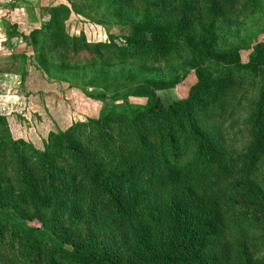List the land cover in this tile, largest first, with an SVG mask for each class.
Instances as JSON below:
<instances>
[{
  "label": "trees",
  "instance_id": "obj_1",
  "mask_svg": "<svg viewBox=\"0 0 264 264\" xmlns=\"http://www.w3.org/2000/svg\"><path fill=\"white\" fill-rule=\"evenodd\" d=\"M94 2L111 8L123 25L133 23L125 43L69 38L70 0V7L49 10L42 29L24 36L41 67L165 64L174 77L154 87H174L179 70L194 69L198 82L187 99L168 106L145 89L144 105L126 114L104 111L94 124H81L92 129L86 137L83 129L59 134L34 162L22 142L0 145V204L19 218L30 206L41 208L35 216L59 241L48 243L36 229L0 213V264H264L258 256L264 251V1ZM224 21L229 32L245 30L246 37L221 53L216 32ZM247 41L257 45L258 57L243 61ZM240 58L242 67L218 76L204 66ZM24 70L23 82L28 64ZM247 78L261 84L251 83L258 93L244 106L234 88ZM16 112L11 105L0 126ZM206 123L217 134L205 130ZM237 127L247 134L239 132L244 144L236 154L227 142ZM81 222L88 226L79 228ZM107 236L116 242L104 241Z\"/></svg>",
  "mask_w": 264,
  "mask_h": 264
},
{
  "label": "rangeland",
  "instance_id": "obj_2",
  "mask_svg": "<svg viewBox=\"0 0 264 264\" xmlns=\"http://www.w3.org/2000/svg\"><path fill=\"white\" fill-rule=\"evenodd\" d=\"M72 1L73 12L64 25L69 38L89 45H101L111 44V37H114L115 41L122 45L125 43L123 38L132 33L133 23L123 25L121 20L113 14L111 8L101 7L100 2L97 3L94 0ZM4 2L13 3L16 6H19V2L26 6L25 2H28L33 7L29 14L30 19L36 20L38 23L45 20L44 23L42 22V26L48 23L51 8L60 5V3L71 6L70 0H4ZM19 15L22 14L15 9L10 20H3L5 18L3 16V22H0V49L3 46L6 47L7 43L10 44V41H2L5 36V38H13V44L19 50L18 56L6 55L8 58L5 59L8 60L4 61V64L8 63L11 74H19L18 78H20L18 79L20 83H0V116L5 115L11 105L15 104L19 107V112L8 115L6 125L0 126V145L11 149L13 142L8 143V141L22 142V146L25 148L23 152L29 159L32 158L31 162L35 161L34 157H37V154H43L47 148L51 149L55 146L60 140L59 134L68 136V132L72 130L80 133L83 129V136H88L92 129L83 128L81 124H94L103 116L104 111H117L126 114L130 113L132 108L144 105L145 97L142 94L145 89L155 91L162 102L168 106L173 102L187 99L191 88L198 82L194 69L184 73L179 70L177 75L180 80L174 87L165 89L154 87V84L168 83L174 77L165 64L144 66L127 62L107 67L98 64L86 69L82 66L75 68L73 65L63 68L58 63L49 62L45 67H41L38 64V52L35 53L33 48L25 42L24 36L21 39L15 31L19 25L25 26V30L28 27V25L23 24L25 21L20 20ZM236 22L242 23L243 19L238 18ZM216 35L219 37V40L216 39V44L219 45L217 47L219 52L223 53L228 52L233 43H237L239 39L242 40L246 37V31L242 30L238 33L237 29L234 28L229 32L226 21H224L218 28ZM8 47L12 49L11 45ZM56 53L57 51H54L52 54L55 55ZM240 53L243 61H248L250 58L254 59L258 57L257 45L247 41ZM26 55H28L27 58H25ZM48 55L50 56V54ZM241 58L240 62L232 61L233 64L225 60L214 64L215 62L210 60L204 66L210 65L211 72L218 76L225 68L237 69L242 67ZM12 59L16 62L14 65H12ZM1 64L0 60L2 67ZM25 64H28L29 74L25 81L21 82ZM250 68L252 67L248 66L244 70H250ZM261 68L258 67L257 70H261ZM253 72H257L254 67ZM251 83H255L259 87L261 84L260 79L254 82L252 78H247L242 84L234 88V96L241 99L244 106L249 105V100L256 97L258 93V88L251 87ZM231 120L226 122V127L232 122ZM238 128L231 130L230 139L227 142L235 153L243 147L241 142L244 144L239 132L247 134L246 131H240ZM204 129L209 133L217 134L216 128L209 126L208 123L205 124ZM261 180L263 181L261 183L264 192V165L261 168ZM28 210V213L19 218L14 213L13 208L4 207L0 204L1 214L36 229L40 237L48 243L59 242L44 227L41 220L35 216L36 213L43 212H40L41 208L30 206ZM90 217V213L86 214L85 220L88 221ZM70 224L72 225L71 233L68 235L73 236V221ZM87 226L86 222H81L78 225L79 228H86ZM104 241L116 242L115 239H109V236L104 237ZM258 256L264 257V251Z\"/></svg>",
  "mask_w": 264,
  "mask_h": 264
},
{
  "label": "crops",
  "instance_id": "obj_3",
  "mask_svg": "<svg viewBox=\"0 0 264 264\" xmlns=\"http://www.w3.org/2000/svg\"><path fill=\"white\" fill-rule=\"evenodd\" d=\"M23 1V0H21ZM19 6L14 5L13 3H5L4 0H0V22L2 23L3 20H10L13 16V11L16 9V11H18L19 13H21L22 15H19L21 17L20 20L25 21L23 22V24L28 25L27 29L25 30V26L23 27V25H19V28L17 27V30H15L19 37H21V39H23L22 37H29V35L35 31V30H39L42 29V24L45 22V20H41L39 23L36 22V20H31L29 17L30 11H32L31 9L33 8L32 6H30V4L28 2H25V4H27L26 6H23L22 4H20V2L18 3ZM63 3H60V5ZM18 7V8H17ZM4 13L6 14L4 16ZM3 16L5 18H3ZM8 17V18H7ZM3 18V20H2ZM50 20V16L48 17ZM5 22V21H4ZM43 22V23H42ZM7 39V40H6ZM20 39V38H19ZM18 39V40H19ZM16 40V39H15ZM2 41L8 42L10 41V44L7 43L6 47H2V49H0V60L2 62V67L0 66V83H20V81H18V76L19 74H11V70L8 69L9 65L8 63L4 64V61L8 60L5 59L6 57L8 58V56L13 57L12 55L18 56V49L16 47V45L13 44L14 39L12 38H5V36L3 37ZM12 46V49H10L8 46ZM20 49V48H19ZM20 53V52H19ZM8 55V56H6ZM4 57V58H3ZM5 59V60H3ZM13 61V59H12ZM16 62L13 61L12 65H14ZM22 82V80H21Z\"/></svg>",
  "mask_w": 264,
  "mask_h": 264
}]
</instances>
